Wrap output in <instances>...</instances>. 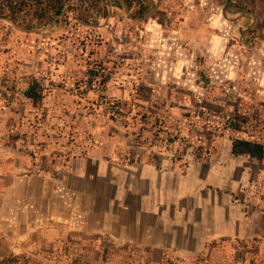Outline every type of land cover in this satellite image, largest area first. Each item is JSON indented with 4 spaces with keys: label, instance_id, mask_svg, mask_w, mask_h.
<instances>
[{
    "label": "rangeland",
    "instance_id": "rangeland-1",
    "mask_svg": "<svg viewBox=\"0 0 264 264\" xmlns=\"http://www.w3.org/2000/svg\"><path fill=\"white\" fill-rule=\"evenodd\" d=\"M113 1L73 0L76 14L36 32L0 22V169L4 160L20 177L55 181L88 158L154 164L179 177L195 238L119 252L59 220L34 223L28 238L21 223L20 252H0V264H264V158L230 153L234 139L264 147V0H151L141 20ZM32 82L35 107L23 96ZM9 229L0 224L13 246Z\"/></svg>",
    "mask_w": 264,
    "mask_h": 264
},
{
    "label": "crops",
    "instance_id": "crops-1",
    "mask_svg": "<svg viewBox=\"0 0 264 264\" xmlns=\"http://www.w3.org/2000/svg\"><path fill=\"white\" fill-rule=\"evenodd\" d=\"M1 165L0 178L7 182L0 187V224L10 228L6 238L11 239L13 246L5 243V235L0 233V252H20L14 247L19 246L21 239L20 224L25 226L28 238L32 225L45 220L78 227L82 237L105 238L119 252L158 254L174 251L181 235L185 239L195 238L190 229L195 221L188 210L180 209L185 189L179 177L161 172L154 164L135 163L120 168L107 158H88L70 163L55 181L47 177H20L18 164L9 166L2 160ZM71 178L79 182V189L71 187ZM105 186L113 188L110 196L102 194L101 187ZM100 198L104 202L102 211L96 208ZM57 209L64 211L66 217L57 215ZM57 234L50 230L46 239ZM214 234L209 239L225 235ZM95 242L90 253L98 258L100 247Z\"/></svg>",
    "mask_w": 264,
    "mask_h": 264
},
{
    "label": "trees",
    "instance_id": "trees-1",
    "mask_svg": "<svg viewBox=\"0 0 264 264\" xmlns=\"http://www.w3.org/2000/svg\"><path fill=\"white\" fill-rule=\"evenodd\" d=\"M113 3L125 4L131 11L133 20H141L151 11L148 9L151 0H115ZM72 4L73 0H0V22H7L24 32H31L53 24L60 25L66 21L68 13L73 11L76 14L79 11V8ZM227 8L235 13L243 11L238 5L231 3H228ZM106 13L104 10V16ZM77 18L78 21H83ZM23 96L34 107L42 100L41 89L36 82L28 85ZM231 155L261 161L264 158V147L255 142L234 139L231 141ZM261 240L262 238H253L246 244L258 245Z\"/></svg>",
    "mask_w": 264,
    "mask_h": 264
},
{
    "label": "water",
    "instance_id": "water-1",
    "mask_svg": "<svg viewBox=\"0 0 264 264\" xmlns=\"http://www.w3.org/2000/svg\"><path fill=\"white\" fill-rule=\"evenodd\" d=\"M38 29H36V30H33V31H31V32H36Z\"/></svg>",
    "mask_w": 264,
    "mask_h": 264
}]
</instances>
